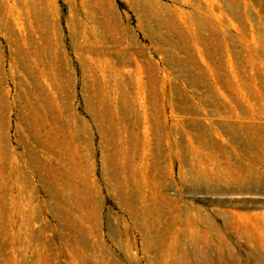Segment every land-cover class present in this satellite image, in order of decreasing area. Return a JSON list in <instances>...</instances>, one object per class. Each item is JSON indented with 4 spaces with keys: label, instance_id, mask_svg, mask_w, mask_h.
Here are the masks:
<instances>
[{
    "label": "rangeland",
    "instance_id": "1",
    "mask_svg": "<svg viewBox=\"0 0 264 264\" xmlns=\"http://www.w3.org/2000/svg\"><path fill=\"white\" fill-rule=\"evenodd\" d=\"M0 264H264V0H0Z\"/></svg>",
    "mask_w": 264,
    "mask_h": 264
}]
</instances>
